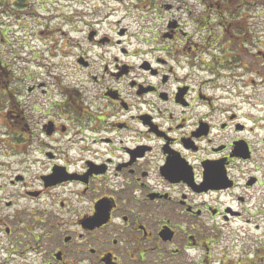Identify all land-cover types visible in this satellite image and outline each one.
Here are the masks:
<instances>
[{
    "label": "flooded vegetation",
    "instance_id": "af4514ba",
    "mask_svg": "<svg viewBox=\"0 0 264 264\" xmlns=\"http://www.w3.org/2000/svg\"><path fill=\"white\" fill-rule=\"evenodd\" d=\"M185 1L58 21L52 67L0 53V264H264V21Z\"/></svg>",
    "mask_w": 264,
    "mask_h": 264
},
{
    "label": "rangeland",
    "instance_id": "374dc122",
    "mask_svg": "<svg viewBox=\"0 0 264 264\" xmlns=\"http://www.w3.org/2000/svg\"><path fill=\"white\" fill-rule=\"evenodd\" d=\"M0 21L9 30L10 44L1 43V55L5 61L18 63L20 67L34 68L40 64L50 67L57 59H42L40 55H47L43 39L47 42L49 36L54 32L53 25L58 21H124L125 24L133 26V21H170L172 12L164 5L173 4L174 0H0ZM16 2L15 5L13 2ZM188 1L180 2L185 13L181 16L186 18V6ZM251 7L249 3L241 7L240 15L244 18L252 17L258 21V26L264 21V0H256ZM9 3V4H8ZM178 5V6H179ZM191 5L194 14L199 9L196 0ZM21 6V7H20ZM178 15H174L177 17ZM41 24H38V23ZM62 29L67 30L68 24H62ZM260 28V26L258 27ZM42 31L38 36L37 32ZM57 36V35H55ZM261 36H264L261 34ZM264 45V40H262ZM264 50V47H263ZM16 51L21 53L16 55ZM43 52V53H42ZM46 53V54H45ZM35 54V55H34ZM12 64V63H11ZM0 113L1 108H0ZM7 125L0 118V183H10L17 168L10 149V138ZM33 172V171H32ZM31 172H28V176ZM6 211H11L7 209Z\"/></svg>",
    "mask_w": 264,
    "mask_h": 264
},
{
    "label": "trees",
    "instance_id": "16d2710c",
    "mask_svg": "<svg viewBox=\"0 0 264 264\" xmlns=\"http://www.w3.org/2000/svg\"><path fill=\"white\" fill-rule=\"evenodd\" d=\"M0 3L2 4V2L0 1ZM14 3V5H15V1L13 2ZM0 4V5H1ZM9 4V3H8ZM21 7V6H20ZM7 33H8V29L7 28H2V26H0V44H1V39L3 38L4 39V41H6V37H8V35H7ZM3 58V57H2ZM1 68L2 69H4V67L3 66H1Z\"/></svg>",
    "mask_w": 264,
    "mask_h": 264
}]
</instances>
